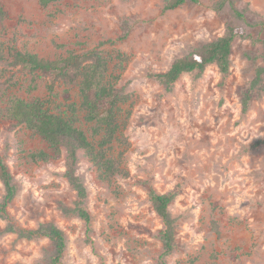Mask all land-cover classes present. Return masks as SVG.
I'll return each instance as SVG.
<instances>
[{
	"label": "rangeland",
	"instance_id": "374dc122",
	"mask_svg": "<svg viewBox=\"0 0 264 264\" xmlns=\"http://www.w3.org/2000/svg\"><path fill=\"white\" fill-rule=\"evenodd\" d=\"M216 1L164 10L163 0H59L48 6L0 0L9 15L0 23L5 59L10 60L11 45L45 58L94 47L128 56L124 70L115 69L116 59L109 68L116 76L112 81L130 94L118 112L110 150L121 172L101 180L78 152L76 173L87 189L89 226L61 210L76 199L64 176L65 151L56 160L33 161L29 153L45 149V142L22 124L0 120V155L18 187L7 211L18 228L58 225L66 236L60 264H156L163 225L148 201L150 187L176 193L169 205L176 245L166 264H264V147L250 148L264 137V93L246 113L240 106L255 67L264 65L261 34L256 29L251 38L235 39L225 77L209 65L199 77L182 74L170 90L148 77L166 71L191 46L224 33L226 19L215 10ZM245 1L264 17V0ZM125 23L128 34L117 40ZM49 85L46 77L0 63L2 106L17 95L40 97L57 109L63 86ZM71 92L78 101L77 89ZM81 127L90 140L99 139L90 134L89 123L82 120ZM3 193L0 181V200ZM3 226L0 218V230ZM50 249L45 237L5 233L0 264H45Z\"/></svg>",
	"mask_w": 264,
	"mask_h": 264
},
{
	"label": "trees",
	"instance_id": "16d2710c",
	"mask_svg": "<svg viewBox=\"0 0 264 264\" xmlns=\"http://www.w3.org/2000/svg\"><path fill=\"white\" fill-rule=\"evenodd\" d=\"M57 1L59 0H38L41 6H48ZM186 2L196 3L198 0H163V9H175ZM214 7L226 19L224 33L207 42L191 46L185 54L176 57L166 71L149 73V78L170 90L182 74L191 73L199 77L209 65H215L225 77L230 72V56L235 39L251 38L253 30L256 29L261 34L259 41L264 59V17L253 10L245 0H217ZM8 17V12L0 3V23H4ZM128 29L125 23L117 40L124 39ZM103 43L105 42L102 41L101 44ZM10 51V60L5 59L3 48L0 46V63L7 62L13 67H18L21 72L30 74L33 78H48L50 89L55 84H60L63 86V102L57 109L52 110L40 97L22 98L12 95L6 106L0 104V120L8 119L15 125L22 124L45 142V149L29 153L28 156L33 161L56 160L61 157L62 150L65 151L64 176L70 188L75 191L76 199L72 206L62 205L61 210L64 214L79 217L89 226L90 214L84 206L87 189L76 173L78 152L82 151L95 166L101 180L111 181L121 172L120 162L110 150L119 130L118 112L121 110V104L130 99V94L112 81L116 76L109 74V68L111 61L116 59L115 69L124 70L128 56L122 52L111 55L99 47L82 52L69 51L64 56L53 58L41 57L15 45H11ZM72 88L77 89L78 101L73 98ZM263 93L264 65H258L248 87L241 92V112L246 113L251 102L260 98ZM82 120L90 124V134L93 137L99 136V139H89L87 131L81 127ZM260 147H264V137L255 140L250 146L251 149ZM0 181L4 187L0 200V218L4 221V226L0 235L13 233L18 239L27 240L45 237L51 247L46 252L45 264H60L66 246V236L58 225L46 221L40 222L34 228H18L10 218L7 207L16 196L18 187L1 155ZM175 195L174 192L159 193L151 187L147 190L148 201L163 225L159 233L161 252L156 264H166L176 245V217L169 209ZM212 227L218 232L215 221L212 222Z\"/></svg>",
	"mask_w": 264,
	"mask_h": 264
}]
</instances>
